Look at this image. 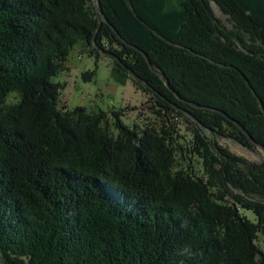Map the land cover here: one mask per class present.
Here are the masks:
<instances>
[{"label":"trees","instance_id":"obj_1","mask_svg":"<svg viewBox=\"0 0 264 264\" xmlns=\"http://www.w3.org/2000/svg\"><path fill=\"white\" fill-rule=\"evenodd\" d=\"M92 3L0 0L2 264H264V0ZM80 43L162 125L61 106Z\"/></svg>","mask_w":264,"mask_h":264},{"label":"rangeland","instance_id":"obj_2","mask_svg":"<svg viewBox=\"0 0 264 264\" xmlns=\"http://www.w3.org/2000/svg\"><path fill=\"white\" fill-rule=\"evenodd\" d=\"M92 2V5L96 6L97 0H92ZM212 8L216 18L222 21L223 26L232 30L228 17L220 11L217 5L214 4ZM96 63V57L89 55L82 43L73 49L68 62H66L67 71L54 79V82L63 86L60 97L61 106L66 105L72 110L76 107H85L88 113L102 110L110 116V124L115 121L110 113L122 112L121 119L131 128L134 124L141 126L162 125V122L152 112L153 103L143 92H139L134 87L132 81L129 80L125 86L119 85L115 81L112 75V62L109 59L101 57L99 63L97 65ZM91 72H96L95 77L90 82L85 81L83 79L84 74ZM174 128L181 137H186L188 141H192L191 125L180 120L174 122ZM205 135L212 138L207 130H205ZM188 141L184 145H187ZM219 143L237 156L244 157L253 163L264 161V149L261 147L251 150L238 145L234 140L221 138ZM195 167L198 170L202 168L197 163ZM244 213L254 218V215L249 211ZM0 264H2L1 256Z\"/></svg>","mask_w":264,"mask_h":264},{"label":"water","instance_id":"obj_3","mask_svg":"<svg viewBox=\"0 0 264 264\" xmlns=\"http://www.w3.org/2000/svg\"><path fill=\"white\" fill-rule=\"evenodd\" d=\"M260 147L264 149V146H260Z\"/></svg>","mask_w":264,"mask_h":264}]
</instances>
